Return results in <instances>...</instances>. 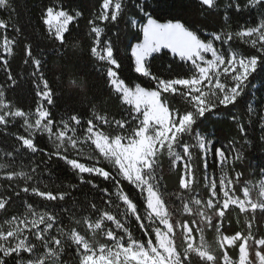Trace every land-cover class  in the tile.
I'll return each mask as SVG.
<instances>
[{"label": "trees", "instance_id": "16d2710c", "mask_svg": "<svg viewBox=\"0 0 264 264\" xmlns=\"http://www.w3.org/2000/svg\"><path fill=\"white\" fill-rule=\"evenodd\" d=\"M4 0L0 7V95L12 112L30 115L48 93L47 118L84 137L89 128L108 138L131 140L141 117L110 84L108 71L128 88L159 91L171 124L188 123L171 143L155 150L151 182L171 227L181 264L236 263L245 241L247 264H264V43L243 31L264 21V0ZM74 16L61 40L45 25L46 13ZM153 20L178 23L202 42L213 44L227 63L230 56L253 63L242 80L223 83L234 95L159 84L191 80L197 69L167 50L151 55L147 75L136 72L132 48L141 27ZM8 44L6 53L4 45ZM110 50L114 66L96 56ZM30 139L32 147L23 145ZM201 142L206 146L201 148ZM225 159L221 170L218 154ZM96 155V154H95ZM106 177L73 170L45 134L30 138L21 119L0 124V264H82L81 245L98 252L131 243L155 247L159 227L144 195L100 156L67 157ZM187 176L188 186L182 187ZM231 194L248 205L222 207L221 177ZM185 227L192 242L186 240ZM238 236L232 246L224 238Z\"/></svg>", "mask_w": 264, "mask_h": 264}, {"label": "rangeland", "instance_id": "374dc122", "mask_svg": "<svg viewBox=\"0 0 264 264\" xmlns=\"http://www.w3.org/2000/svg\"><path fill=\"white\" fill-rule=\"evenodd\" d=\"M204 5L211 6L218 0H200ZM4 5V0H0V7ZM111 6L110 0H105L103 11L106 14ZM74 20V16L61 10H49L46 13L45 25L48 32L61 40L68 25ZM151 21V22H150ZM165 25L163 32L169 31L177 33L183 40L173 39L169 43L157 46L154 42L147 48H142L144 41V30L147 25ZM160 29V28H159ZM141 42L132 48V56L137 73L147 75L145 70L146 60L153 54L161 50H167L178 56L180 59L194 65L197 69V76L191 80H178L169 83H160L159 90L172 91L176 87L188 89L193 94L200 93L198 102L204 95L219 94L223 101H228L235 93L229 90L223 83L225 80L238 82L250 72L253 63L230 56L227 63H224L210 42H202L191 31L185 29L178 23L159 24L153 20H148L142 27ZM249 41L254 44L264 43V21L255 29L242 32ZM181 40V41H182ZM5 52H9L8 44L4 45ZM96 56L107 61L111 66L110 50L105 49L102 53L96 51ZM108 77L113 89L122 97V101L130 106L134 112L141 117V126L136 131L134 138L123 140L122 138H108L93 128H89L84 137L81 138L68 127L56 129L48 120L45 104L48 102V93L40 94V104L36 111L30 115L12 112L4 103L0 95V124H4L8 119H21L24 126L32 138L35 134H45L53 148L61 155L66 163L79 173H88L106 177L98 168H87L80 163L69 160L67 157L72 155L76 158L91 160L100 156L105 162L114 166L121 177L133 184L145 198L146 208L154 222L159 226L155 230L156 246L144 247L140 244L131 243L129 246L116 243V246L98 252H89L88 248L77 240L81 245L83 253L82 264H181L178 255L173 249L171 242V227L166 216L163 203L151 182L150 173L152 169L155 150L164 143H171L180 131L188 123V117L182 118L177 126L171 124V117L168 109L160 98L159 91H146L140 87L128 88L120 81L112 70L108 71ZM203 104V103H201ZM23 145L27 148L32 147L30 139L23 140ZM201 148L205 151L206 146L201 142ZM96 154V155H95ZM218 161L221 170L225 172V159L221 153L218 154ZM189 184L187 176L182 180V187ZM220 190L222 194V207H236L244 210L250 205L246 191L243 192L246 200L240 201L231 194L225 176L221 177ZM261 196L264 200V182L261 185ZM254 209L253 205H250ZM186 240L192 242L191 233L185 227ZM239 238H224L226 246H232L234 241ZM264 241H259L258 245ZM225 264H247V250L245 241L240 247L239 259L236 263L229 260Z\"/></svg>", "mask_w": 264, "mask_h": 264}, {"label": "bare ground", "instance_id": "6f19581e", "mask_svg": "<svg viewBox=\"0 0 264 264\" xmlns=\"http://www.w3.org/2000/svg\"><path fill=\"white\" fill-rule=\"evenodd\" d=\"M144 30V41L142 43V48H147L149 44L154 42L157 46L169 43L173 39L183 42V40L178 36L177 33L165 31L163 32L158 27L153 24L147 25ZM182 40V41H181Z\"/></svg>", "mask_w": 264, "mask_h": 264}, {"label": "snow or ice", "instance_id": "6c2138e0", "mask_svg": "<svg viewBox=\"0 0 264 264\" xmlns=\"http://www.w3.org/2000/svg\"><path fill=\"white\" fill-rule=\"evenodd\" d=\"M157 27L160 28V29H165L167 26H165V25H157Z\"/></svg>", "mask_w": 264, "mask_h": 264}]
</instances>
